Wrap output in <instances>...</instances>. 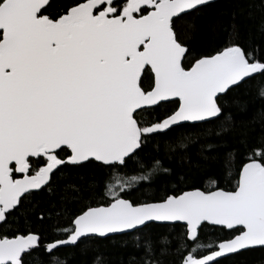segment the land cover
<instances>
[{
	"label": "snow or ice",
	"instance_id": "snow-or-ice-1",
	"mask_svg": "<svg viewBox=\"0 0 264 264\" xmlns=\"http://www.w3.org/2000/svg\"><path fill=\"white\" fill-rule=\"evenodd\" d=\"M217 7L216 0H0V264H68L69 249L127 238L155 264L152 254L172 245L173 233L179 264L264 252V134L245 144L244 159L225 157L235 181L227 189L223 174L207 173L208 190L131 198L168 171L151 154L160 142L231 126L242 90L264 99V21L260 43H190L197 20ZM85 168L103 175L78 212L47 232L30 222V202L56 175ZM37 219L42 226L46 217ZM209 230L223 235L205 242Z\"/></svg>",
	"mask_w": 264,
	"mask_h": 264
},
{
	"label": "trees",
	"instance_id": "trees-1",
	"mask_svg": "<svg viewBox=\"0 0 264 264\" xmlns=\"http://www.w3.org/2000/svg\"><path fill=\"white\" fill-rule=\"evenodd\" d=\"M63 0H57V3ZM218 7L197 20L199 32L196 39L190 41L198 48L221 46L229 40L247 43L254 39L262 42L259 31L264 21V9L261 0H217ZM235 25V29L233 28ZM169 108L162 109L163 112ZM232 125L220 122L204 129L182 130L184 136H172L167 142H160L159 151H151L152 155H159L163 160V167L167 172L157 173L161 179L154 183L144 182L143 187L132 192L131 198L147 200L163 195L166 191L179 188L191 190L198 187L208 190L209 179L206 174L222 177L220 184L226 189L234 185V177L224 170V159L229 153L236 159L234 164L244 159L245 144L257 142L264 134V99H260L255 89L242 90L236 94L235 102L231 106ZM228 127L227 131H220L221 127ZM171 145V148L169 147ZM212 145V148L208 146ZM174 149V150H173ZM235 173V167L232 169ZM102 173L94 168L68 169L56 175L50 190L36 196L29 204L30 222L45 232L52 230L58 222L67 219V214H74L84 206L87 197L92 191L94 181L102 178ZM38 214L46 217L41 226L37 219ZM50 217V218H47ZM152 238L159 235L158 231L149 234ZM222 233L211 230L206 234L205 242L215 240ZM172 245L160 247L155 253V264H179L180 252L177 250L179 234H170ZM64 256L68 264H146L150 256L146 257L143 251L133 244V238L116 241L87 242L79 249H69ZM33 264H39L34 259ZM226 264H264V252L256 251L243 257L229 260Z\"/></svg>",
	"mask_w": 264,
	"mask_h": 264
},
{
	"label": "water",
	"instance_id": "water-1",
	"mask_svg": "<svg viewBox=\"0 0 264 264\" xmlns=\"http://www.w3.org/2000/svg\"><path fill=\"white\" fill-rule=\"evenodd\" d=\"M217 1V0H216Z\"/></svg>",
	"mask_w": 264,
	"mask_h": 264
}]
</instances>
